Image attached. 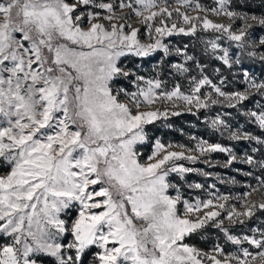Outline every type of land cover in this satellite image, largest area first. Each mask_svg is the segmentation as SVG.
Instances as JSON below:
<instances>
[{
  "label": "snow or ice",
  "instance_id": "obj_1",
  "mask_svg": "<svg viewBox=\"0 0 264 264\" xmlns=\"http://www.w3.org/2000/svg\"><path fill=\"white\" fill-rule=\"evenodd\" d=\"M257 25L264 29V0H0V264H264V225H248L264 214V104L245 113L260 135L234 129L230 113L210 121L230 141L255 142L251 154L196 137L191 146L165 144L150 131L179 116L180 104L241 109L264 97V81L222 47L234 42L264 62V37L252 39ZM174 35L199 40L245 89L225 91L227 78L215 83L187 44L165 41ZM156 56L185 76L187 90L141 71ZM212 153L226 154L222 167L248 165L244 176L258 170L257 186L185 198L181 182L207 191L189 174L212 173L181 161ZM199 240L211 247L190 242Z\"/></svg>",
  "mask_w": 264,
  "mask_h": 264
},
{
  "label": "trees",
  "instance_id": "obj_2",
  "mask_svg": "<svg viewBox=\"0 0 264 264\" xmlns=\"http://www.w3.org/2000/svg\"><path fill=\"white\" fill-rule=\"evenodd\" d=\"M241 4L244 3V0H239ZM255 12L257 15L261 14V12L255 7L253 4L252 9L250 10ZM253 30L257 33V37H264V29L260 26H255ZM176 40L180 44V47H183L185 44L189 46V53L195 55L196 59L200 61V63L206 66V74L209 75L215 82L220 81V77L223 76L227 78V85L224 90L226 91H237L241 89H245V84L243 82L242 77L236 76L233 77L229 73V69L226 65L220 60L214 59V57L209 53H205L203 49V45L196 38L185 37L182 35H177ZM242 61V68H246L252 77H255L257 81H264V62L259 60V57H251L248 55L247 51L239 49V55H237ZM158 58V57H157ZM157 58H153L147 62L143 63L141 71L146 69L150 62L157 61ZM124 63L128 65V61L125 60ZM191 63V62H189ZM131 66V65H129ZM195 69V67H193ZM219 69V72L215 71ZM123 85L127 86V81L122 82ZM130 89V88H129ZM253 104L258 107L259 104H264V97H260L259 95L253 96L249 101L245 102V108L241 109H233L226 107V110L222 111V114L230 113V115L224 116L228 123L231 125H241V128L245 131L251 132L254 135H260L261 130L255 125L248 123L247 121V108L253 110L256 107H253ZM223 110V107H218L215 112L220 113ZM207 113L204 109L199 110V112H186L179 116H169L167 120H161L156 123L155 126H150L151 135L154 138H160L162 140L171 139L173 141H177L183 144H187V140L185 139L187 134H195L198 138H203L208 140L211 143H221L226 146H230L234 148V150L238 151V153H249L251 154V150L254 147H259L255 142L249 143L247 141H230L227 139V135L221 136L219 133L214 132L209 126L210 122L206 119ZM257 158H260V153H255ZM244 167L247 171L250 170L248 165H241L240 167ZM255 175H259V171H254L253 177H247L242 175L240 180L241 182H252L253 186L257 184ZM256 182V183H255ZM182 183V182H181ZM258 218L248 221V225L252 227H260L264 225V214H257ZM238 231V230H237ZM245 231H247V226L245 227ZM212 240H219L221 244L224 243L220 234L216 233L214 229H210ZM191 243H197L199 247L210 248L211 243H207L204 240L199 241H190ZM228 251H232L233 249L229 247Z\"/></svg>",
  "mask_w": 264,
  "mask_h": 264
},
{
  "label": "rangeland",
  "instance_id": "obj_3",
  "mask_svg": "<svg viewBox=\"0 0 264 264\" xmlns=\"http://www.w3.org/2000/svg\"><path fill=\"white\" fill-rule=\"evenodd\" d=\"M200 2L205 4V5L212 4V0H200ZM190 14L195 15L194 12H190ZM210 18L218 19L215 17H210ZM251 33H252V39L257 40L258 39L257 33L253 29L251 30ZM202 35H203L204 39H208L212 36L211 33H204ZM176 36L177 35H174L173 37H165V41L168 42L170 44V46L180 47L179 46L180 44L178 43V41L175 38ZM222 47H228L229 53H230V55L233 56V58H235V57H237V55H239V48L236 47L234 42H229V41L225 40L222 42ZM257 51H261V50L258 49ZM155 58H157V61L156 62L155 61L150 62V64L148 66H146L147 68L144 69L142 72L146 75H149V74H152L155 72H159L161 77L167 83L169 89L173 86V84L181 83L183 85L182 90H187L188 81L185 79V76L175 73V71L172 70L171 68H165L164 65L158 64V61L160 59L159 56H156ZM172 60L174 62H179V61H182V57H178V56L174 55L172 57ZM237 67L241 68L242 65H239ZM192 75H197L196 69L192 70ZM215 83L219 84L220 81L215 82ZM129 90L134 91L135 89L130 87ZM243 90L244 89H241L239 91H243ZM213 95H215V94L213 93ZM220 99H222V98H220ZM156 107H160V105L158 104V105H156ZM164 107H167L171 110V107L168 104H165ZM218 107H223V110H220L221 111L220 113L215 112V110H217ZM226 107H227L226 105L222 106V105L218 104V105L210 106L208 109H204V111H206V113H207L206 119H208L210 122L218 114L223 115L222 111L226 110ZM253 107H256V106L253 104ZM176 110L181 111L183 113L188 112L187 106H185L183 104H180V107L177 108ZM199 110H202V109H199ZM199 110H196L195 108H193L192 112L198 113ZM248 110H251V109L247 108V111ZM233 128L234 129L235 128H241V125L240 124L238 126L235 125V126H233ZM193 137L200 139L195 134H187V136L185 138L187 140V144H183V143H180L177 141H173L171 139L162 140L161 137L160 138L157 137L156 139H160L165 144L171 143L173 145H190L191 146L192 144L195 143V141L192 140ZM214 143H216V142H214ZM232 149L238 156L244 155L243 153H238V151L234 150V148H232ZM151 150H152V144L140 146L139 151H140V153H142L141 159L146 160L147 156L151 153ZM174 150L179 151L182 149L175 148ZM193 154H195V153H193ZM226 159H227V156L224 153H212L207 157H201L200 161H198L195 164H193L192 162H189V161H181V163H184L185 166H187V167H195V168L200 169L202 171L212 173V175L210 177H204V176L198 175L196 173L189 174L188 181H187L188 183H195V182L203 183V184H205V188L207 189V191L188 189L187 183L182 182L183 186L181 188V191H182V193L185 194V198L191 199L193 196H197V195L202 196V198H208V195H207L208 191H215V190H218L219 193H221V194L230 195L233 197L240 196L245 191H248L249 189L246 187V185H248V184L253 185V183L252 182L248 183V182H244V181L241 182L240 178L243 175V172L247 171L243 166L240 167L243 164L235 163L232 167H229V168L222 167L221 165H222L223 161H225ZM237 169H241L242 171L238 172ZM233 178L237 181V183H232ZM213 184L215 185V189H209L208 186L213 185ZM254 186H257V184H255ZM171 194L174 195L175 193H171ZM252 198L260 200L261 197H260L259 193H253ZM233 203H235V201H233ZM92 251H95V249H93Z\"/></svg>",
  "mask_w": 264,
  "mask_h": 264
}]
</instances>
